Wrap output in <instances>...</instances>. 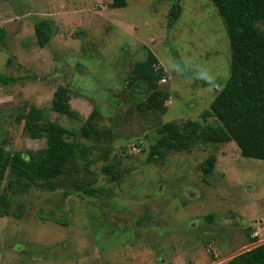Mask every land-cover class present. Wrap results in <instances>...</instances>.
I'll return each mask as SVG.
<instances>
[{
  "label": "rangeland",
  "instance_id": "1",
  "mask_svg": "<svg viewBox=\"0 0 264 264\" xmlns=\"http://www.w3.org/2000/svg\"><path fill=\"white\" fill-rule=\"evenodd\" d=\"M174 1L113 7L111 0H0L7 28L0 43V146L24 154L46 146L44 137L23 132L25 105L42 107L46 118L73 130L97 108L113 138L90 155L95 196L36 187L9 193L10 214L0 216L6 263L13 253L21 264H226L264 242V160L243 157L229 141L147 163L158 122L216 123L203 116L230 73L229 38L211 0H178L180 15L169 26ZM42 18L59 28L45 47L33 28ZM148 49L167 74L158 86L170 92L157 115L141 113L140 98L126 91ZM59 84L68 87L77 118L50 110ZM210 154L216 163L207 184L200 166ZM106 165L116 180L103 173Z\"/></svg>",
  "mask_w": 264,
  "mask_h": 264
},
{
  "label": "trees",
  "instance_id": "2",
  "mask_svg": "<svg viewBox=\"0 0 264 264\" xmlns=\"http://www.w3.org/2000/svg\"><path fill=\"white\" fill-rule=\"evenodd\" d=\"M211 2L225 25L231 53L229 77L203 116L214 118L216 123L201 125L188 121L180 127L174 121L158 122L147 163L161 165L170 153L229 141L236 143L243 157L264 160V0ZM124 3L125 0H111L113 7ZM179 15L180 5L175 0L167 16L168 25H172ZM33 28L39 47L47 46L59 31L53 18L38 19ZM6 36L7 31L0 26V43ZM166 75L149 49L144 58L133 65L126 91L133 100L140 98L136 107L141 113L157 115L165 111L170 92L168 88H160L158 82ZM70 99L68 87L57 85L50 110L77 118L78 113L72 109ZM99 115L94 108L79 129L73 130L46 118L42 107L23 106V132L33 139L44 137L46 146L28 150L25 154L6 151L0 146V182L7 179L0 193V216L10 214L9 193L21 194L33 187L47 191L62 189L65 194L96 195L92 176L94 161L90 155L93 150H102L113 139L110 128L100 123ZM215 163L216 156L210 154L201 164L204 183L210 182ZM112 169L106 165L102 171L111 173L110 180L113 181L118 178V173L111 172ZM256 240L255 236H249L251 243ZM226 264H264V242L233 255Z\"/></svg>",
  "mask_w": 264,
  "mask_h": 264
},
{
  "label": "crops",
  "instance_id": "3",
  "mask_svg": "<svg viewBox=\"0 0 264 264\" xmlns=\"http://www.w3.org/2000/svg\"><path fill=\"white\" fill-rule=\"evenodd\" d=\"M0 26H1V27H4L5 30L7 31L6 26H4V25H2V24H0ZM8 255H9V254H8ZM0 260H1L2 264H21V263L18 261V257H17V255H14L13 253L9 255V260H8L7 263H6L5 261H3V260H4V257H2V256L0 257ZM164 262H166L165 259H162V260H161V263H164ZM55 263H57V262H55ZM22 264H24V263H22ZM57 264H58V263H57Z\"/></svg>",
  "mask_w": 264,
  "mask_h": 264
},
{
  "label": "built area",
  "instance_id": "4",
  "mask_svg": "<svg viewBox=\"0 0 264 264\" xmlns=\"http://www.w3.org/2000/svg\"><path fill=\"white\" fill-rule=\"evenodd\" d=\"M164 80H165V78H162L161 80H159V82L164 81Z\"/></svg>",
  "mask_w": 264,
  "mask_h": 264
}]
</instances>
